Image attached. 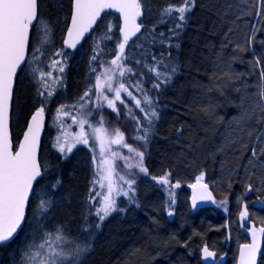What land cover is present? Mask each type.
I'll list each match as a JSON object with an SVG mask.
<instances>
[{
  "label": "trees",
  "instance_id": "16d2710c",
  "mask_svg": "<svg viewBox=\"0 0 264 264\" xmlns=\"http://www.w3.org/2000/svg\"><path fill=\"white\" fill-rule=\"evenodd\" d=\"M182 3L183 0H142V31L125 46L123 67L131 72L121 76V82L135 91L141 101L146 94L152 103L142 101V108L158 114L150 124L141 111L138 115L142 120L138 123L141 133L145 135L147 131L148 157L144 164L153 176L167 174L171 185L178 178L184 179L190 170H197L199 164L207 163L223 170L228 188L231 184L241 187L253 175L254 181L262 182L264 165L259 164L260 169L255 172L250 169L235 174L250 164L252 145L264 123V15L257 14L262 11L261 0H194L183 22L175 13L162 14L166 7L175 8ZM70 11L71 0H39L38 15L45 22L40 24L58 36L59 47L64 51L61 35L55 30L60 26L64 35ZM108 16L116 17L105 14L104 18ZM99 40V49L95 48L91 55L97 57L95 61L85 53L75 58L83 49L65 51L72 57L65 62L70 91L76 92L84 81L90 83L87 86L96 85L95 75L101 72L99 64L101 60L106 63L105 53L102 55L100 50L109 49L105 38ZM31 46L32 41L30 51ZM157 72L162 75L158 77ZM157 84L159 87H155ZM48 105L34 97L29 85L21 87L17 79L12 106L15 144L30 112ZM258 140L256 154L264 163V131ZM41 165L42 181L53 186L47 191L50 204L53 208L62 207L56 216L46 211V221L62 222L69 227L67 234H75V227L88 225L87 218L80 217L90 165L86 151L78 147L65 160L56 159L51 175L47 174L43 154ZM208 170L204 166L200 171L208 177ZM177 191L186 194L188 189L185 185ZM31 204L25 228L31 224ZM214 208L192 211L173 227L164 226L163 220H167L163 216L159 220L156 213H151L154 210L146 211L145 217L118 222L116 230L109 229L99 238L82 264H200L197 251L201 240L215 249L212 240L223 234L218 224L221 219L214 218L217 223L212 226V221L205 218ZM88 212L94 215L91 205ZM22 234L0 246V264H9V256L17 254ZM229 260L225 264H237L236 259L232 263Z\"/></svg>",
  "mask_w": 264,
  "mask_h": 264
},
{
  "label": "rangeland",
  "instance_id": "374dc122",
  "mask_svg": "<svg viewBox=\"0 0 264 264\" xmlns=\"http://www.w3.org/2000/svg\"><path fill=\"white\" fill-rule=\"evenodd\" d=\"M99 26V29H97L89 41L81 48L83 49L82 52L79 53L78 51L75 58L80 57V55L83 56L84 53L87 55V58L92 57V51L95 48L98 50L100 47V37L105 38L104 43L110 50H100L103 52L102 55L105 53L104 59L106 63L101 60L99 64L101 72L96 73L95 80L97 76H101V80L103 82L104 77L101 74L104 73L106 69L115 68V78L112 82L114 86H118V84L121 83V76L119 74L120 70L119 68H116V66H113L111 61L115 58V55L118 52V43L122 42L119 34L120 22L117 17L114 18L108 16L102 20ZM46 32V27L40 23L33 32L29 59L27 65L21 73V76L19 77L21 87L24 84L29 85L36 99L49 104V107L45 108L48 112V122L42 151L47 174L51 175L54 171L53 162H55L56 159L65 160L71 151L73 150L74 152L78 147L85 149L90 165L86 170L87 187L82 195V202L84 203H81L80 205L83 210L87 209L88 205H91L95 221L94 223L91 222L92 225L90 228H87V231L85 229L86 227H83L84 229L81 227H75L74 229L76 233L72 235L66 233L68 232L69 227L64 226L62 222L51 221L50 223H47L45 218L47 216L45 215L47 212H41L39 205L42 200L49 201L50 193L47 191L51 190L53 186L52 184L46 185L47 180L41 181L35 189L31 202V209L32 211H36V213L33 211V214H31V224L25 228L20 238V246L17 249V254L9 256V264H24L22 256L23 253L28 250V245L33 243L39 245L44 238L45 232H55L57 229H60L65 236V241L62 246L66 250L74 248L77 244L88 243L91 245L89 250L80 256V263H85V259L88 257L89 251L94 248L96 243L99 241V238L104 236L106 232H109V229L113 228L116 230V226L118 222H121V220L123 222L127 219H135L136 216L134 213L139 210H136L135 208L139 207L140 203L148 205L146 210L152 209V211L154 210L156 214L160 213L166 220H168L169 223L173 221L176 222L177 219L181 220L182 217H185L184 203L186 200L190 201L189 194L186 195L177 191L182 187L179 178L176 181H173L172 185L170 180L168 184H162L160 183L159 178L164 176L165 173L153 176L149 173L148 169L147 174L139 171V168L136 166L139 163V157L136 153H144L143 165L146 167L144 162H146L148 157V149L146 146L147 142L146 139H139V137L144 135L141 133L134 117L130 118L129 109L127 107L123 104L117 103V112L109 108L107 103L103 100H83L84 95L81 92V89H84V87L90 84L85 81L84 83L81 82L82 87L77 89L76 92H73V90L70 91V89L67 88L65 84L66 72L64 74L59 73L51 65L54 60H62V66L65 69L67 68V64H65V62L72 57L59 47V41H57L58 36L55 34H49V42L42 44L41 41L45 37ZM55 32L61 35L60 39L62 41V28L59 26L56 28ZM34 48L39 49V51L35 52V58L33 51ZM58 52H63L65 55L58 56L56 55ZM121 64L123 65V60L121 61ZM40 72L52 73V76L48 78V83L52 85V88H45L43 86L40 79ZM83 75L85 76V74ZM109 75H113V73L110 72ZM53 77H59L60 82L57 84ZM53 90L54 94L49 96L48 92ZM105 90V94L108 95L109 98H112L114 94L108 92L107 89ZM134 94H136L135 91ZM81 105H83V107H81ZM61 106H64V113H58V109H60ZM132 107L135 110L138 109L133 105ZM151 111L152 109L149 110V112ZM145 112H147L146 109L142 112L144 116ZM141 117L143 119H147L146 117ZM81 120L87 121V123L83 125V128L80 124ZM152 120H154V118H152ZM96 128H102L106 131L96 134L93 131ZM116 130H119V132L123 134L124 140L121 144L109 143V141L116 138ZM82 131L88 134L89 143L87 145L76 143V140ZM151 131L149 130L148 133L152 134ZM97 136H102L104 140L105 149L103 155L101 154V142L100 139H97ZM125 144L127 147L124 146ZM60 145L64 146V152L60 151ZM69 147H71V151H67ZM113 153H116L117 155L113 157ZM104 161L112 162V166L115 168L113 180L117 181V186L120 187L122 191H127L129 194L128 196H124L122 194L116 196L115 193H113L116 200L117 210L113 211L105 218L104 221L101 222L99 221L96 213L101 207L103 197L108 194V181L106 179H101L102 176L107 175L108 164L104 163ZM129 164L133 165V167L129 168ZM196 171L197 170H190L189 173H185L186 176L184 179L190 183H197V177L203 174V180L200 181V183L207 184L209 189L212 190L213 186L211 179H209L203 171ZM119 176H124L125 180L134 181L131 190L124 181L118 180ZM153 177L156 179H153ZM154 184L163 193L161 200H156L155 198L159 196L154 189H152ZM177 184L179 185L178 187L176 186ZM160 191L158 193H160ZM151 201H156L159 206L155 207L151 204ZM217 205L218 203H216V199L214 197L210 206L216 207ZM61 210L62 207L53 208L51 204L50 207L47 208V211H51L50 213L54 216L60 213ZM83 210H81V213ZM170 210L172 211L171 214H169ZM97 224L100 225L98 228L96 227ZM173 241H175V239H173Z\"/></svg>",
  "mask_w": 264,
  "mask_h": 264
},
{
  "label": "snow or ice",
  "instance_id": "6c2138e0",
  "mask_svg": "<svg viewBox=\"0 0 264 264\" xmlns=\"http://www.w3.org/2000/svg\"><path fill=\"white\" fill-rule=\"evenodd\" d=\"M193 6L194 0H183L181 6L175 8L172 6L166 7L163 9L162 14L171 16L175 13L178 19L183 22L186 19L185 14ZM261 7L262 11L257 13L258 15H264V0H261ZM105 9H117L123 16L124 27L120 29L123 33V41L118 43V52L111 64L119 68L120 76H124L126 72H131V69H124L121 61L125 59V46L129 38L141 29V24L137 23V19L142 16V0H74L71 26L67 29V39L64 40V44L70 48H76L80 39L97 23L98 17ZM34 21L45 23L42 16L38 15V0H0V245L10 242L22 228L26 218L25 208L29 201V195L33 191L34 182H38V178H42L41 165L37 159V148L44 109H38L32 116L31 123H29L27 131L24 133L23 141L19 143L16 151H13L8 128L14 78L18 69L25 62L29 31ZM181 26L177 25V27ZM49 34L50 29L47 30L45 37L41 41L42 44L49 42ZM33 51L35 58V52L39 51V49L34 48ZM56 55L64 56L65 54L58 52ZM96 59L97 57L94 55L92 60L95 61ZM62 65V60H54L51 66L59 73H63L64 68ZM152 71H156V69H152ZM172 71H175V69H172ZM110 72L113 75H109ZM114 73L115 68L106 69L101 74L104 77L103 83L101 82V76L96 77V85L94 87L99 93L97 99L105 101L109 108L118 112L116 104H125V98H128L134 103L136 108L144 111L141 107L142 101L133 95V92L129 90L125 83L121 82L118 86L113 85ZM161 75V73L157 72L158 77ZM51 76V72H40V79L45 88H52V85L48 83V78ZM53 79L57 84L60 82L59 77H53ZM155 87H159V85L157 84ZM262 88H264V85H262ZM105 89L114 94L112 98L105 94ZM53 94L54 90L48 92L49 96ZM87 95L88 93H85V96ZM261 95L264 96V91L261 92ZM143 102L148 105L152 103L146 94ZM58 113H64V106L58 109ZM129 115H132L131 109H129ZM145 116L148 118L149 124L152 118H158L155 110L145 112ZM85 123H87L86 120L80 121L82 128ZM93 131L99 134L106 130L96 128ZM115 137L109 143L121 144L124 140L123 134L119 130H116ZM146 138L147 131L145 130V135L139 137V139ZM97 139H100L101 154L103 155L105 149L103 137L97 136ZM76 143L87 145L89 143L88 134L82 131ZM124 146L127 147L126 144ZM60 151H65L63 145H60ZM67 151H71V147ZM112 155L115 157L117 154L113 153ZM136 155L139 157V163L136 166L140 172L147 174V168L143 165L144 153L137 152ZM255 155L256 153L253 151V156ZM104 163L108 164L107 175L102 176L101 179L108 181V194L103 197L101 207L96 213L101 222L113 211L117 210L113 193L116 196L121 194L128 196L129 194L127 191H122L117 186V181L113 180L115 168L112 166V162L104 161ZM128 167L131 168L133 165L129 164ZM153 179L156 178L153 177ZM118 180L124 181L129 189H132L133 180H125L124 176H119ZM202 180L203 174L197 177L196 184L191 185L193 189L199 188L200 190L199 192L194 191L193 204H195L197 199H212L211 193L207 191V184L200 183ZM159 181L162 184H168V175L165 174L160 177ZM176 186L178 187L179 185L177 184ZM48 207H50L49 201L42 200L40 202L39 208L41 212H46ZM240 215L241 217L247 216L246 208ZM99 226V224L96 225L97 228ZM259 232L264 234V228H260ZM253 236H255V232H253ZM64 241L65 236L60 229L55 232H45L44 238L39 245L35 243L28 245V250L22 256L24 264H78L79 257L87 252L91 246L88 243L77 244L74 248L66 250L62 246ZM257 251L258 247L255 240L251 244L244 245L241 251L240 264H256ZM203 252L206 258L215 255L207 247L203 249Z\"/></svg>",
  "mask_w": 264,
  "mask_h": 264
},
{
  "label": "bare ground",
  "instance_id": "6f19581e",
  "mask_svg": "<svg viewBox=\"0 0 264 264\" xmlns=\"http://www.w3.org/2000/svg\"><path fill=\"white\" fill-rule=\"evenodd\" d=\"M165 100H167V96L165 97ZM261 100H264L263 96H261ZM127 108L131 109V112H132V115H130V118L134 117L137 124L139 122L141 123L142 120L140 118H138L139 111L135 110L131 107H127ZM136 118H137V120H136ZM263 131H264V123L262 124L261 129H260L259 133L257 134L255 141L252 145L251 153H250V160H251L250 164L246 165L247 166V167H245L246 169L244 168V169L238 170L235 174H238L241 172L246 173L247 171H250V169L253 172H255L257 170V168H259V164L264 165L262 160L259 159L258 154L253 156V151H255V153H256V151H257L256 147H257L258 143L260 142V140H258V139L262 135ZM240 140H242V139H240ZM261 144L263 145L262 148L264 149V140H262ZM243 156H244V153L241 155V157H243ZM204 166L208 170V166H209L208 163L206 165L205 164H199L196 172H199L201 170V167H204ZM209 167L211 169L210 174H209V170H208L207 174L209 175L208 178L211 179L212 186L214 187V189L210 190L208 187V190L210 191L213 198L215 197L216 203H218V205L214 209L209 210L208 214L205 215V218L207 220L212 221V226H215L217 223V222L213 221L214 218L221 219L218 224H219L220 228L223 230V234L219 238L217 237V239L212 240L213 241V248H215V249L224 248V249L228 250L229 256L231 254V258L229 257V259H230L229 261H231V263H232V261L235 260V258L232 257L234 255V250H235L234 244L235 243L231 239H233V238L236 239L239 235V231L244 233L246 230H249L252 224L255 225V222L264 225V189H263L264 180H262V182H260V180L254 181V178H253L254 175H253V176H251L250 179L245 180L244 184H242L241 187L236 186L235 184H231L230 188H228L225 186V182L227 180H226V177H224L225 174H223L224 173L223 170L219 167H218V169H217V167H214V166H212V167L209 166ZM179 176H181V175H179ZM180 184L182 186L186 185V189H188L186 195H188V194L190 195V201L186 200L184 203V216L188 215V213L193 214L192 211H196V210H198V208L192 206L191 191L189 190V188H191V185L196 184V183H190L189 181H187V180L184 181V179H182L180 181ZM249 186H251V187H249ZM152 189H154V191L159 196V197H155L156 200H161V196L163 195V193L158 189V187L155 184L152 186ZM159 191H160V193H158ZM215 191H216V193H215ZM181 193L185 194L184 191ZM231 201H233V203ZM151 204H153L155 207L159 206V204L156 201H154V202L151 201ZM147 206L148 205H146L144 207V203H140V206L135 208L136 210L139 209L136 213H134L135 216L137 218L145 217L147 214L145 212L146 211L149 212L152 210V209L146 210ZM245 208L251 217V220L248 222H246L245 218L241 217V215H240V213L242 211H244ZM170 211H169V213H170ZM88 213L89 212H88V208H87V209H84L82 211V213L80 214V217L87 218V220H88V225L85 226L86 231L88 230L87 228L91 227V225H92L91 222L94 223V221H95L94 217L91 215H88ZM151 213L155 214L156 212L154 211ZM156 215H157L159 220H162V218H161L162 215L160 213L156 214ZM121 219H123V218H121ZM181 219H183V217ZM180 221H181L180 219H177L176 222H174V223H168V220H167V222L163 220V223L165 224L164 226H166V227H170V226L173 227V226H176L177 224H179ZM121 222H122V220H121ZM262 236L264 239V235H262ZM230 241H232L231 244H230ZM199 244L200 245L198 246L199 250L197 251V254L199 257V262H200V264H202L201 263V249L204 245L209 246V244L205 240H201V242ZM263 245H264V243H263ZM238 248H240V247H238ZM212 250H214V249H212ZM238 251H239V249H238ZM88 256H89V253H88ZM78 264H82V263H80V257H79Z\"/></svg>",
  "mask_w": 264,
  "mask_h": 264
},
{
  "label": "water",
  "instance_id": "95a60500",
  "mask_svg": "<svg viewBox=\"0 0 264 264\" xmlns=\"http://www.w3.org/2000/svg\"><path fill=\"white\" fill-rule=\"evenodd\" d=\"M73 3H74V0H72V2H71V13H70V16H69V20H68L67 28H66V31H65L64 39H63V46H64L67 50H69V51H74V50H76V49H78L79 47L82 46V44H83L84 40L86 39V37H88V36L92 33V31L95 29V27L97 26V24L100 22V20H101L103 14H105V13H114L116 16H118V18H119V20H120V29L124 27L123 16H122V14H121L117 9H105V10H103V11L101 12L100 17H98V19H97V23H96L95 25H93L92 28H91L87 33H85L84 36L80 39V41H79V43L77 44L76 48H70V47H68L67 45L64 44V40L67 39V29L71 26V14H72V11H73ZM140 18H141V17H139V18L137 19V23H139V19H140ZM35 23H36V21H34L33 26L30 28V31H29V43H28V46H27V49H26L25 62L22 64L21 68L18 69V71H17V75H16V77L14 78V83H13V94H12V100H11L10 108H9V122H8L9 133H10V137H11L12 144H13V151L18 150L19 143L23 141L24 133L27 131V127H28L29 123H31V118H32V116L36 113V111L38 110V109H35V110L30 114V116L28 117L27 123H26V125H25V127H24V129H23V131H22V134H21V136H20V138H19V141H18L17 147L14 148V143H13V139H12V132H11V114H12V104H13L14 91H15V88H16V80H17V77H18L19 73L21 72L22 68L24 67V65H25V63H26V60H27L28 50H29V45H30V40H31V35H32V30H33V27H34ZM140 32H141V29H140V31H139L138 33H136L134 36H131V37L129 38L128 41L133 40V39L136 37V35H138ZM120 34H121L122 39H123V33L121 32V30H120ZM46 123H47V115H46V113L44 112V113H43V118H42V127L40 128V131H39V144H38V148H37V159H38L39 164H40V151H41V147H42V142H43L44 132H45V129H46ZM41 170H42V169H41ZM42 176H43V173H42ZM39 180H40V178H38V181H39ZM36 183H37V182H34V187H35ZM33 191H34V188H33ZM33 191H32V192L30 193V195H29V201H28V203H27V205H26V208H25V217H26V218H25V221H26V219H27L29 203H30V200H31V198H32ZM190 191H191V195H192V197H193L194 191H195V192H199L200 190H199V188H197V189H193V188L191 187V188H190ZM207 191H208V190H207ZM208 192H209V191H208ZM210 200H211V199H206V200H200V199H197L196 202H195V204H193V199H191V203H192V205H193L194 207H196V208H201V207L205 206L206 204H208V203L210 202ZM25 221H24V223H23V226H24V224H25ZM23 226H22V228H23ZM22 228H21V229H22ZM21 229L18 231V233L21 231ZM253 232H255V236H253ZM18 233H17V234H18ZM244 233H245V234L248 236V238H249V243H247V244H251V243H253V240H255V242H256V244H257L258 251H257V255H256V264H258V263H259V258H260V256H261V253H262V250H263V243H264L263 236H262V234L259 232V230H258L253 224L251 225L250 229H249V230H246ZM17 234H16V235H17ZM16 235H15V237H16ZM15 237H14V238H15ZM14 238H13V239H14ZM13 239H12V240H13ZM12 240H11V241H12ZM244 245H246V244H242V245L240 246V248H239V251H238V256H237V258H238L239 263H240V259H241V251H242ZM205 247H207V248L209 249V251H210V252H213L215 255H214L213 257H208V258H206L205 255H204V252H203V249H204ZM201 263H202V264H219L218 261H217V251L212 250L208 245H204V246L202 247V249H201Z\"/></svg>",
  "mask_w": 264,
  "mask_h": 264
},
{
  "label": "flooded vegetation",
  "instance_id": "af4514ba",
  "mask_svg": "<svg viewBox=\"0 0 264 264\" xmlns=\"http://www.w3.org/2000/svg\"><path fill=\"white\" fill-rule=\"evenodd\" d=\"M85 44H86V42H85ZM67 68H65L64 69V71L66 70ZM64 71H63V74H64ZM66 73L67 74H65L66 75V79L69 77V73L67 72V70H66ZM64 75V76H65ZM68 80H67V82L65 83L66 84V86L68 87ZM82 84V83H81ZM80 84V85H81ZM78 88H80V86L78 87ZM130 90V89H129ZM130 91H132L133 92V95L137 98V96H136V94H134V91L133 90H130ZM106 92V91H105ZM85 93H88V95L87 96H85ZM83 100H98L97 99V96L99 95V93H98V91L96 90V88L94 87V86H87L86 88H85V91H84V93H83ZM125 100H126V102H125V104H123L125 107H131V108H133L132 107V105L134 104L132 101H130L128 98H125ZM129 103V104H128ZM46 131H47V128H46ZM45 134H46V132H45ZM73 153V150L71 151V153L69 154V156L68 157H70L71 156V154ZM207 206V205H206ZM206 206H204V207H206ZM203 208V207H202ZM170 213H172V211H170ZM169 213V214H170ZM245 218V221L246 222H248V221H250L251 220V217H250V214L247 212V216H245L244 217ZM258 230L260 229V228H264V225H262V224H260V223H256L255 222V225H254ZM262 234V233H261ZM19 235H20V233H19ZM262 235H264V234H262ZM231 240H233L234 241V246H235V250H234V253H235V259H236V262H237V264H240L239 263V261H238V258H237V256H238V247H240L242 244H247L248 242H249V238L245 235V233H242L241 231H239V235H238V237L236 238V239H231ZM232 243V241H230V244ZM215 251H217V261H218V263L219 264H225L227 261H228V259H229V251L228 250H226V249H224V248H221V249H214ZM258 264H264V245H263V250H262V253H261V256H260V258H259V263Z\"/></svg>",
  "mask_w": 264,
  "mask_h": 264
}]
</instances>
